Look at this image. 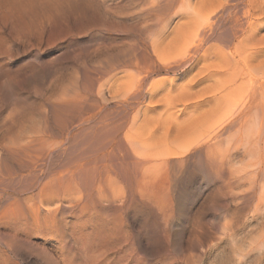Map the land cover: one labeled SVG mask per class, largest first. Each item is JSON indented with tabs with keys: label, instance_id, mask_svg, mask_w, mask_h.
<instances>
[{
	"label": "bare ground",
	"instance_id": "bare-ground-1",
	"mask_svg": "<svg viewBox=\"0 0 264 264\" xmlns=\"http://www.w3.org/2000/svg\"><path fill=\"white\" fill-rule=\"evenodd\" d=\"M153 3L178 5L182 19L170 30L162 22L155 37L119 56L113 66L123 67L121 75L108 85L90 81L112 99L109 113L75 110L70 120L78 129L62 149L50 148L44 133L3 148L0 199L12 202L0 208L9 229L0 252L16 257L0 255V264H28L23 251L41 255L39 264H112L105 254L113 249L118 264H142L149 209L204 183L215 184L220 199H239L242 208L264 215V0ZM94 20L102 25L99 16ZM71 86L72 98L60 104L80 94ZM14 165L26 170L16 187ZM9 187L19 195L8 194Z\"/></svg>",
	"mask_w": 264,
	"mask_h": 264
},
{
	"label": "rangeland",
	"instance_id": "rangeland-1",
	"mask_svg": "<svg viewBox=\"0 0 264 264\" xmlns=\"http://www.w3.org/2000/svg\"><path fill=\"white\" fill-rule=\"evenodd\" d=\"M194 1L190 0V5ZM152 5L150 10L144 8ZM158 7L153 0H0V155L7 146L14 149L17 142L21 145L39 135L47 136L45 143L53 145L50 148L59 145L62 149L70 144L69 139L78 129L70 118L81 107L85 106L89 115L109 113L114 108L112 99L99 96L96 85L89 86L90 81L98 78L108 85L114 74L121 75L119 70L123 67L113 66L119 56L124 58L142 47L158 30L164 29V24L170 30L181 21L178 5L171 10L169 6L159 7L160 10ZM98 16L102 25L94 20ZM71 85L81 87L82 94L67 101L68 104H60L72 98ZM64 129L68 136L61 139ZM48 133H54V137ZM60 148L55 151L57 156ZM55 154L53 159L57 157ZM5 158L8 164H15L10 156ZM17 168L14 165L15 171L10 175L13 179L26 172ZM14 183L16 187L20 180ZM208 184L199 189L172 192L170 201H160L156 210L149 209L143 223L144 243L140 254L135 253L134 229L129 219H125L131 232L129 247L134 254L131 257L139 254L142 264H264V215L259 217L260 214L250 211L251 205L249 209L242 208L239 199H220L216 185ZM12 189L9 187L7 193L19 195ZM8 201L12 202L8 195L2 196L0 208L4 209V205L6 208ZM4 223L3 217L0 218L1 242L9 232ZM1 242L0 248L6 250ZM115 250L105 257L118 264ZM0 255L16 257L10 253L6 256L0 252ZM22 257H29L28 264H39L38 257L42 256L35 251L32 254L23 251Z\"/></svg>",
	"mask_w": 264,
	"mask_h": 264
}]
</instances>
